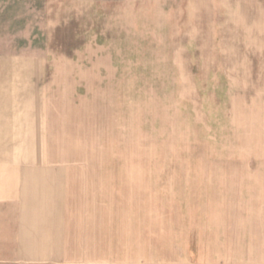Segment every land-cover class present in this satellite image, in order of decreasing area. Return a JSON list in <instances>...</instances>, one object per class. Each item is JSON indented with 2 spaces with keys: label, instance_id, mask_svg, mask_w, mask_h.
<instances>
[{
  "label": "rangeland",
  "instance_id": "1",
  "mask_svg": "<svg viewBox=\"0 0 264 264\" xmlns=\"http://www.w3.org/2000/svg\"><path fill=\"white\" fill-rule=\"evenodd\" d=\"M7 99L64 104L56 160L148 169L151 254L175 256L162 197L205 204L208 165L264 162V0H0Z\"/></svg>",
  "mask_w": 264,
  "mask_h": 264
},
{
  "label": "crops",
  "instance_id": "2",
  "mask_svg": "<svg viewBox=\"0 0 264 264\" xmlns=\"http://www.w3.org/2000/svg\"><path fill=\"white\" fill-rule=\"evenodd\" d=\"M56 105L0 101V264H264V162L208 165L205 204L162 197L181 252L153 257L148 169L56 160Z\"/></svg>",
  "mask_w": 264,
  "mask_h": 264
}]
</instances>
